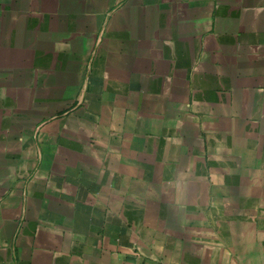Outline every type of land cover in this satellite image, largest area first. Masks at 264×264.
<instances>
[{
	"label": "crops",
	"instance_id": "crops-1",
	"mask_svg": "<svg viewBox=\"0 0 264 264\" xmlns=\"http://www.w3.org/2000/svg\"><path fill=\"white\" fill-rule=\"evenodd\" d=\"M0 264H264V0H0Z\"/></svg>",
	"mask_w": 264,
	"mask_h": 264
}]
</instances>
